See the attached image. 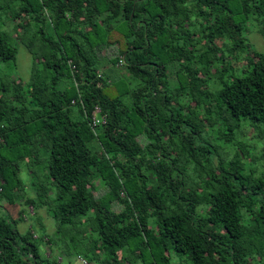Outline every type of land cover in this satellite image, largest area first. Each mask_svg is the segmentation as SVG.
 <instances>
[{
  "label": "trees",
  "instance_id": "16d2710c",
  "mask_svg": "<svg viewBox=\"0 0 264 264\" xmlns=\"http://www.w3.org/2000/svg\"><path fill=\"white\" fill-rule=\"evenodd\" d=\"M255 32L264 42V0H0V194L18 189L21 164L47 160L38 193L56 189L49 215L73 234L58 255L51 237L1 221L0 264H264V180L240 130L264 139ZM20 46L27 81L3 67ZM169 65L184 78L173 90ZM216 123L228 160L202 134Z\"/></svg>",
  "mask_w": 264,
  "mask_h": 264
},
{
  "label": "rangeland",
  "instance_id": "374dc122",
  "mask_svg": "<svg viewBox=\"0 0 264 264\" xmlns=\"http://www.w3.org/2000/svg\"><path fill=\"white\" fill-rule=\"evenodd\" d=\"M11 25L6 23L5 30L10 33ZM248 39L250 43L255 47V49L259 52L264 53V42L259 32H255L248 35ZM14 44V42L12 41ZM241 57L244 58V54H241ZM241 63H245L242 60ZM14 65V64H13ZM31 66V57L24 50L23 46L19 47V54L16 60V65L12 66L14 70L9 72L10 65L4 64V69L6 73L12 75V77H16L21 79L22 81H27L29 78ZM169 65L168 74H167V88L169 90H173L177 85L179 79L182 83H184V78L181 79L180 73L175 74L176 68L171 69ZM1 68V66H0ZM3 69V70H4ZM178 69V68H177ZM125 71L124 68L119 67L117 69V74H113V76L117 79L118 77L124 76ZM180 77V78H179ZM177 104V101H175ZM174 104L173 106H176ZM241 133L243 134V138L249 140L251 146L254 147V151L251 157L247 160L250 162H254V169L257 168V172H255L254 177L262 178L264 180V160H261L260 153L264 154V139L257 138V132L252 127L248 125V123L240 122ZM257 128L259 131H264L263 125H259ZM222 126L220 124H214L212 127L203 130L202 134L204 139L208 143V145L212 148V153L214 156L222 157L223 159L228 160L231 157V153L229 155L226 154L228 152L227 148L222 149L225 145H223L220 135L222 134ZM174 139V138H173ZM175 140V139H174ZM252 152V150L250 149ZM176 154L175 152H173ZM31 157V156H30ZM176 157L182 163L186 162L188 158L183 153H177ZM260 159V160H259ZM31 160L30 158L27 161ZM48 161L41 160L40 162L36 161L34 164H21L19 166V179L20 185L11 197L8 196V193L0 194V222H10L14 221L16 224L17 230L21 234H25L30 228H32V233L34 237H42L44 234L48 237H51L53 242H56L53 246V250L57 252L59 255V251L69 243V239L73 234L67 233H58L56 232V223L50 217V212L53 209L54 205L57 202H54V197L56 195V189L52 187L49 191L43 190V194L41 195L39 189L45 188V185L48 184L49 178L47 174V166ZM190 173H186V175L196 177V173L194 169H189ZM100 182H96L97 190L96 195L100 198H104L107 195L108 189L100 186ZM40 189V190H41ZM58 189V188H57ZM28 198H32L34 200V209L31 206L26 204V200ZM44 202V205L41 204ZM114 210H121V205L115 204ZM85 223L81 226V229L85 231L86 238L91 237V239L96 238V233L93 232L94 224V214L89 213L85 218ZM76 233V231H73ZM61 248V249H60ZM41 249L48 255V246L47 244H42ZM58 256L61 260V264H81L75 259L68 260L62 256ZM187 257L183 256L181 258H174L175 264H189V261L186 260ZM181 262V263H180Z\"/></svg>",
  "mask_w": 264,
  "mask_h": 264
},
{
  "label": "built area",
  "instance_id": "2783aa9c",
  "mask_svg": "<svg viewBox=\"0 0 264 264\" xmlns=\"http://www.w3.org/2000/svg\"><path fill=\"white\" fill-rule=\"evenodd\" d=\"M100 110L98 108H95V110L92 113V119H91V126L92 128H96L98 125L102 124L104 122L103 117L100 115ZM78 260L82 264H86L85 261L81 258H78Z\"/></svg>",
  "mask_w": 264,
  "mask_h": 264
}]
</instances>
